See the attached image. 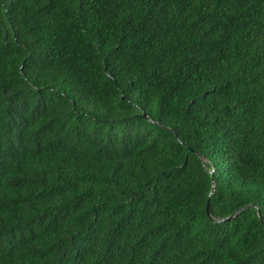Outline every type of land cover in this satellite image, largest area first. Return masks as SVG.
I'll use <instances>...</instances> for the list:
<instances>
[{
    "label": "trees",
    "instance_id": "1",
    "mask_svg": "<svg viewBox=\"0 0 264 264\" xmlns=\"http://www.w3.org/2000/svg\"><path fill=\"white\" fill-rule=\"evenodd\" d=\"M0 264H264V0H0Z\"/></svg>",
    "mask_w": 264,
    "mask_h": 264
}]
</instances>
